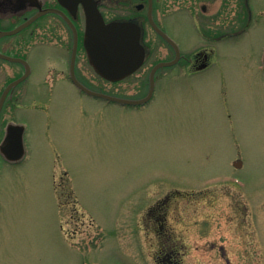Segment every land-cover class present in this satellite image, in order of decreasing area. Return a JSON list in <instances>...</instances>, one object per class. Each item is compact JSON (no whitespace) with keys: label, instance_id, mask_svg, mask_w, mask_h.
<instances>
[{"label":"rangeland","instance_id":"1","mask_svg":"<svg viewBox=\"0 0 264 264\" xmlns=\"http://www.w3.org/2000/svg\"><path fill=\"white\" fill-rule=\"evenodd\" d=\"M178 6L169 4L168 32L192 50ZM12 38L32 72L0 120L3 131L11 120L26 128L25 157L0 160V264H157L164 236L146 212L170 195L181 198L160 204L165 231L184 242L186 264H264V20L221 44L209 72L161 73L142 110L86 94L64 75L71 35L54 16ZM156 41L151 62L164 54ZM17 71H0V91ZM85 73L109 93L119 85L90 64ZM138 78L120 91L140 93Z\"/></svg>","mask_w":264,"mask_h":264},{"label":"flooded vegetation","instance_id":"2","mask_svg":"<svg viewBox=\"0 0 264 264\" xmlns=\"http://www.w3.org/2000/svg\"><path fill=\"white\" fill-rule=\"evenodd\" d=\"M173 1L179 4L177 10L186 11V15L189 17L187 22L192 27L197 40L192 50H186L179 46L178 51L159 31L162 30L172 38L168 32L165 18L167 17L169 4ZM96 3L107 22L133 23L141 30V43L145 49V58L142 65L127 77L141 76L134 83V87L140 93L126 94L121 92L120 90H123L119 87L122 84L121 80L112 83V85L119 84L116 91L112 94L138 100L134 101V104H126L121 101H112V103L134 110H142L151 105L153 98L145 102L140 99L145 100L152 89L156 93V89L160 84L159 76L161 73H171L172 70H179L193 75H200L209 72L217 66V56L220 53L218 52V47L221 44L233 38L244 36L260 20H264V0H96ZM110 8H112L113 17H110L107 11ZM49 9L59 10L66 16L56 11L42 12ZM40 12L42 13L39 16ZM36 15H38L37 19L28 27H31L34 23H39L45 16H54L56 20H59L69 29L71 46L67 55L62 58L65 59L63 73L75 86L76 84L73 81L74 74L82 84L92 89L96 88L94 84L88 81L85 73L86 64L89 65L90 62L84 46L86 12L83 0H0V54H2L0 55V71L1 73H8L9 69L18 70L17 75L13 76L14 78L8 81L5 87L1 89L0 98L8 84L21 77L27 71L25 62L19 59L27 60L29 63L28 59L18 52L20 44L18 38H12L18 36L28 27L16 34H6V32L16 29ZM70 22L72 23L71 25ZM184 24V21H181L182 28ZM152 39L154 40L153 43L157 42L156 39H159L162 42L163 47L161 46V48L164 51V54L161 55L162 57H158L159 53L156 52L153 62L150 60L153 46H150L149 43ZM76 42L78 43L77 47ZM83 59L86 63L83 62ZM82 62L83 64H81ZM161 62L173 63L158 68L155 72L153 83L151 75L153 68ZM261 69L264 70V67H261ZM18 87L19 84L8 94L6 99V102L11 99L15 107L18 106L16 101L19 95L15 93ZM99 89L106 90L102 87H99ZM6 102L0 114V120L4 114ZM140 102L143 103L135 104ZM2 131L3 129H0V133L3 134L0 142L6 135V125L4 131ZM180 198L181 196L179 195L166 196L163 200L156 201L155 204H152L147 209V219H152L155 222L156 231H159L164 236L161 238L163 242L159 244L160 246L155 255L157 264H186L185 257L187 252L185 251V244L178 239L176 240L170 229L165 231L168 212L166 207H161L160 205L175 201L170 199L177 200ZM219 250L222 252V256H225V248L220 247ZM225 260L227 264H230L228 258Z\"/></svg>","mask_w":264,"mask_h":264},{"label":"water","instance_id":"3","mask_svg":"<svg viewBox=\"0 0 264 264\" xmlns=\"http://www.w3.org/2000/svg\"><path fill=\"white\" fill-rule=\"evenodd\" d=\"M48 11L57 10L49 9L42 12L45 13ZM42 12H40L39 16ZM86 13L87 25L85 46L88 51L91 64L93 65L95 70L102 76L116 81L129 75L137 68H139L143 62L145 55L144 48L142 47V44L140 42L139 27L129 23H106L101 13L99 12L94 0H88V2L86 3ZM36 17L38 16L33 17L28 22L24 23L15 30L7 32L6 34H14L20 31L24 27L28 26L31 22H33ZM22 61L25 62L24 60ZM172 63L173 62L159 63L153 70V73L157 68L164 65H170ZM28 74L29 69L27 68L25 75L11 82L5 89L0 100V112L9 91L18 83L23 81L28 76ZM74 80L82 90L86 91L89 94L107 98L110 100L122 101L125 103H134L132 100L121 99L101 92L93 91L78 82L75 76ZM152 91L150 92V95L145 98V100H143V102L151 98ZM23 133L24 127L22 125L10 124L8 126L7 137L0 144V150L4 153L7 160L19 161L24 157L25 150L23 145ZM236 165H241V162L236 163Z\"/></svg>","mask_w":264,"mask_h":264}]
</instances>
